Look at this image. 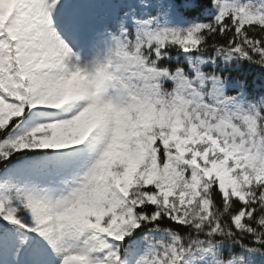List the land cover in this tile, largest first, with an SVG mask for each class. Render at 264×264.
<instances>
[{
  "label": "snow or ice",
  "instance_id": "6c2138e0",
  "mask_svg": "<svg viewBox=\"0 0 264 264\" xmlns=\"http://www.w3.org/2000/svg\"><path fill=\"white\" fill-rule=\"evenodd\" d=\"M0 264H264V0H0Z\"/></svg>",
  "mask_w": 264,
  "mask_h": 264
}]
</instances>
